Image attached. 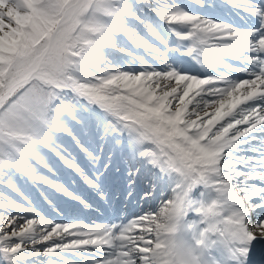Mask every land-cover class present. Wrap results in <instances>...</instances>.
Listing matches in <instances>:
<instances>
[{
    "label": "snow or ice",
    "instance_id": "snow-or-ice-1",
    "mask_svg": "<svg viewBox=\"0 0 264 264\" xmlns=\"http://www.w3.org/2000/svg\"><path fill=\"white\" fill-rule=\"evenodd\" d=\"M257 245L264 0H0V264Z\"/></svg>",
    "mask_w": 264,
    "mask_h": 264
},
{
    "label": "bare ground",
    "instance_id": "bare-ground-1",
    "mask_svg": "<svg viewBox=\"0 0 264 264\" xmlns=\"http://www.w3.org/2000/svg\"><path fill=\"white\" fill-rule=\"evenodd\" d=\"M37 193H35V195H36ZM38 195V194H37Z\"/></svg>",
    "mask_w": 264,
    "mask_h": 264
}]
</instances>
